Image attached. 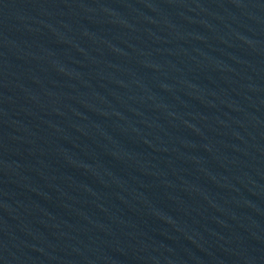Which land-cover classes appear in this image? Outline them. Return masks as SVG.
<instances>
[{
  "label": "water",
  "instance_id": "95a60500",
  "mask_svg": "<svg viewBox=\"0 0 264 264\" xmlns=\"http://www.w3.org/2000/svg\"><path fill=\"white\" fill-rule=\"evenodd\" d=\"M0 264H264V0H0Z\"/></svg>",
  "mask_w": 264,
  "mask_h": 264
}]
</instances>
